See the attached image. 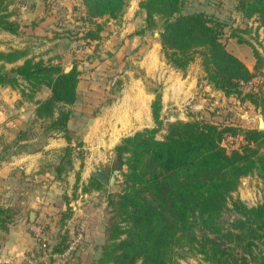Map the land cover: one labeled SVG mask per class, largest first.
I'll return each mask as SVG.
<instances>
[{
    "label": "trees",
    "instance_id": "1",
    "mask_svg": "<svg viewBox=\"0 0 264 264\" xmlns=\"http://www.w3.org/2000/svg\"><path fill=\"white\" fill-rule=\"evenodd\" d=\"M12 1L0 0V31L15 34L20 23L12 18ZM235 1L243 17H254L258 28L264 27V0ZM185 2L140 0L145 23L137 32L156 30L170 66L185 71L200 59L208 84L227 97L251 103L264 115V86L253 85L264 60L261 52L253 47L255 64L250 68L223 41L226 23L200 10H185ZM82 3L85 18L94 24L84 34L89 40L101 38L105 21L120 17L127 6V0ZM231 35L240 43L248 42ZM21 81L26 85L20 90L28 98L43 85L49 87L44 99L34 100L33 120H40L45 131L63 132L69 138L68 122L78 98L80 71L75 66L65 71L61 64L38 58L27 48L0 50V85L20 87ZM151 110L156 125L124 136L114 147L121 188L108 195L111 216L97 264H180L179 258L189 253L210 264H264V200L248 204L232 195L242 177L257 176L264 181V129L228 120L178 118L164 122L160 92H156ZM161 129L165 132L159 138ZM26 135L21 130L18 138ZM228 137L238 138L240 144L229 148L225 144ZM72 149L71 145L64 147L63 158ZM68 161V169L63 162L55 166L58 177L72 167ZM80 179L77 172L75 190ZM103 185L91 176L81 190ZM65 198L66 206L59 214L61 229L73 213L70 199ZM9 210L0 207L2 228H7ZM60 231L51 253L61 254L69 247L68 228Z\"/></svg>",
    "mask_w": 264,
    "mask_h": 264
},
{
    "label": "rangeland",
    "instance_id": "2",
    "mask_svg": "<svg viewBox=\"0 0 264 264\" xmlns=\"http://www.w3.org/2000/svg\"><path fill=\"white\" fill-rule=\"evenodd\" d=\"M53 1L46 0V11L51 16V21L47 25L46 35L49 34L48 36L50 37L46 39L40 37L28 39L26 34L11 35L7 33V35H0V48L11 47L12 45L22 46V48L29 49V53L38 58L59 63L64 67L73 64L72 67L75 66L80 71V81L84 83L83 88L87 82L100 84L101 89L91 88L93 96L97 94L104 95L102 90L105 91L106 87L101 86L102 82L113 81L115 84L120 85V81L122 83L128 79L129 73L135 77L142 78L146 89L152 91L154 95L162 89V81L159 78L161 70L166 73L165 75L172 82L180 79V75L187 76L191 74L197 78L198 92L196 95L198 97L192 96L186 99L188 101L171 105L164 113L161 110V117L164 122L171 121L165 118H169V108H174L172 111L176 119L184 117L183 119L185 120H228L244 126L259 127L258 113L250 109L249 102L241 101L232 96L223 97L216 92L211 93L212 91L206 88L205 72L200 64V59L192 62L185 71L175 69L167 63L164 57L156 30H146L143 33L137 32L145 23V13L139 8L140 0H127V6L123 14L118 18L106 20L105 26L101 31L102 36L96 40L84 38L87 29L93 27L94 24L85 18L86 9L82 0H67V3L60 0H55L54 3ZM235 3V0H186L185 10H200L223 20L226 23L222 36L223 41L230 51L244 59L253 69L255 61H251V59H255L253 54L254 46L258 48L264 58V35H261L258 31L259 22L257 19L254 17H243L241 12L235 8ZM42 10H44L43 7ZM102 20L104 19L99 21ZM240 25L242 29L239 27ZM232 32L246 38L248 42H238L236 37L231 35ZM125 39L127 41L124 42ZM146 51L153 67L152 75L148 76L145 70L139 66ZM253 81L255 88L264 86V60ZM21 83L26 85L24 81H21ZM2 90L0 89V146L4 141L6 142V139L2 141V130H6L4 127L7 118L16 117L20 113L22 114V121L14 123L16 121L13 119L8 128L12 129L18 126L19 130L25 131L28 135H34L33 138L37 140L36 145L43 143L45 140V136L42 133L44 128L40 120H33L34 115H32V110H29L30 105L27 104L28 98L23 97L22 102L18 106H14L6 112L4 111L6 101ZM15 92H18V90L15 89L10 92L12 94L11 97L16 96ZM49 92V87L43 85L33 93V97L43 98ZM115 92H119V90L115 89ZM200 100L203 102H199ZM22 107H24L23 110ZM155 125L156 123L153 119V124L149 127ZM164 132L165 129H161L157 133V137L162 138ZM225 144L229 148L237 147L240 144V140L238 138L235 141L226 139ZM75 147V150H72L64 158V148L59 150L52 149L46 154V166L54 168L55 164L63 162L65 168L68 169L70 165L68 160L70 159L72 167L68 172H62L64 177L59 180L61 181V186L58 187L59 196L56 194L58 192L51 189L52 182L47 180L39 183L36 189L38 190L37 194L39 193L41 198H48V201L44 199L36 203V205L29 202L26 203L23 219L19 220V222L24 225L25 235L30 238V241L23 248H20V254L12 253V251L16 250L14 246H6V243H10L12 240L11 235L8 236V240H5L8 226L17 223V214L12 213L13 215L8 219L7 228L0 227V264H97L96 260L100 255L101 244L104 243L106 238L105 228L111 216L108 195L120 190L119 180L121 179V174H118L117 180L113 185L105 184L102 193L98 196H88L85 198L86 201L77 206L75 199L80 193L79 188L82 185L81 179L82 175H84V167L81 164L78 169H74L73 162L78 164L83 159L85 162L87 155L96 154H89L80 146ZM98 154L100 155V153ZM106 154V167L111 172L115 166L111 162L110 152L107 151ZM103 158L93 159V165L96 167ZM77 172H79L81 179L75 190L74 183ZM244 178L245 181H241L237 190L233 192V197H240L248 204L263 201L264 181L257 176ZM46 183H48L47 189L50 192L45 191ZM66 196L70 199L73 209L71 218L63 226V229L68 228L69 230L70 244L61 254L51 253L52 244L57 242L63 232L60 231L63 229H61L59 214L61 209L66 206ZM16 198L15 189L6 190L0 188V207L10 203L12 204L8 207L10 210L17 208ZM54 202L64 203L62 207L60 206L58 215L53 208L55 206ZM30 210L37 212L34 221L30 220ZM48 211L55 212L52 214ZM13 254L14 257H11ZM179 263L210 264L200 255L191 253L179 258Z\"/></svg>",
    "mask_w": 264,
    "mask_h": 264
},
{
    "label": "crops",
    "instance_id": "3",
    "mask_svg": "<svg viewBox=\"0 0 264 264\" xmlns=\"http://www.w3.org/2000/svg\"><path fill=\"white\" fill-rule=\"evenodd\" d=\"M60 1L67 3V0ZM42 7L44 10H42ZM10 10L12 11V18L20 23L19 32L14 34L1 30L0 35H7V33L11 35L26 34L28 39H36L39 37L46 39L50 37L48 36L49 34L46 35L48 22L51 21V16L46 11V0H13L10 5ZM258 31L261 35H264V27H260ZM125 41H127V39H125L124 42ZM11 47L22 46L12 45ZM11 47H1L0 50H7ZM252 60L255 61L254 58L251 59V61ZM246 64L251 68L247 62ZM139 66L141 69L145 70L147 76L152 75L153 67L147 51L142 61H140ZM165 74L166 73H163L162 70L159 74L160 81H162L160 93L163 113L171 105L180 104L182 101H188L186 99L192 96L198 97L196 95L198 92L197 78L193 77L191 74L187 76L180 75V79L172 82ZM83 84L84 83L79 81L77 87L78 98L72 106V114L68 122L69 138L62 132H47L45 130L42 132L45 136V140L38 145H36L37 140L33 138L34 135L27 134L26 137L18 138L21 131L19 130L20 128L18 126L12 129L8 127H10L9 125H11L13 119L16 121L14 123L22 121L21 113L16 117L12 116L7 118L4 127L6 130H2V141L6 139V142L4 141L0 146V151L2 153V157L0 158V188L6 190L15 189L17 195V208L11 209L12 211L9 210L11 215L14 213L17 214V223L8 226L5 238V240H8V236L11 235L13 241L11 240L12 242L6 243V246H14L16 249L12 251L14 254H20V248H23L26 243L30 241V238L25 235L24 225L22 222H19V220L23 219L26 203L29 202L36 205V203L44 199L48 201V198H41L39 193L37 194L38 190L36 188H38V184L48 180L52 182L51 189L58 192V187L61 186V181L59 180H62L64 177V174H62V178L57 176L55 167L51 168L50 166H46V154L48 151L52 149L59 150L71 145L73 146L72 150H75V146H80L84 151L86 150L89 152V154H96L87 155L85 162L84 159L83 161H79L78 164L73 162L74 169H78L81 164L84 167V175H82L81 179L82 187L88 184L92 176L91 172L95 168L93 159H102L104 157L97 165L103 164L106 167L105 157L108 151L111 154L110 157H112L111 162L114 163V161H117L113 151L115 145L119 143L124 136L153 124L151 103L155 95L152 91L146 89L142 78L135 77L133 74L129 73L128 79L122 83L120 81V85L115 84L113 81H108V83L102 82L101 86L106 87L105 91L102 90L104 95L97 94L96 96L92 95L91 88L101 89L100 84L87 82L84 88ZM205 84L206 88L212 91L211 93L216 92L223 97H227L222 91L214 89L207 82H205ZM21 87H23L22 83L20 87L0 85V89H3L2 92L4 91L3 95L6 101V108H4V111L7 112L8 109L18 106V104L22 102L23 97L28 98L21 92ZM15 89H17L19 93L15 92L16 96L11 97L12 94L10 92ZM115 89H118L119 92H115ZM45 97L27 99V104L30 105L29 110H32V115H34L33 110L35 108L34 100L44 99ZM202 100L204 101V99ZM202 100L199 102H203ZM249 105L252 111L258 114L260 113V111L254 109L251 103H249ZM23 109L24 107H22V110ZM172 110H174V108H169V118H165L163 114L162 116L167 120H175L176 117H174ZM179 118L183 119L184 117ZM98 153H100V155ZM56 165L57 164L54 166ZM46 184L45 191L50 192V190L47 189L48 183ZM81 187L79 188L80 193L75 199L77 206L86 201L85 198L88 196H98L102 193L104 185L98 189L90 188L89 191L85 192L81 190ZM56 194L59 196V192ZM53 201H55V199H53ZM54 203L55 206L53 208L58 215L64 203ZM9 205L12 204H6L5 207H9ZM74 207L76 208V206ZM48 212L54 214L55 211ZM14 254L11 255V257H14Z\"/></svg>",
    "mask_w": 264,
    "mask_h": 264
},
{
    "label": "water",
    "instance_id": "4",
    "mask_svg": "<svg viewBox=\"0 0 264 264\" xmlns=\"http://www.w3.org/2000/svg\"><path fill=\"white\" fill-rule=\"evenodd\" d=\"M73 64H70L65 67V71H68L72 68ZM259 118V129H264V118L263 114L259 113L258 114ZM113 165L115 166L114 169L110 172L108 169L103 164L97 165L94 170H92L91 174L94 176L96 179H98L100 182L104 184H109L113 185L116 180L118 174H120V168L118 167L117 161H114ZM241 181H245V178L242 177ZM37 212L35 210H30V220L34 221L36 218Z\"/></svg>",
    "mask_w": 264,
    "mask_h": 264
},
{
    "label": "built area",
    "instance_id": "5",
    "mask_svg": "<svg viewBox=\"0 0 264 264\" xmlns=\"http://www.w3.org/2000/svg\"><path fill=\"white\" fill-rule=\"evenodd\" d=\"M227 139L230 140V141H235L237 138L228 137Z\"/></svg>",
    "mask_w": 264,
    "mask_h": 264
}]
</instances>
